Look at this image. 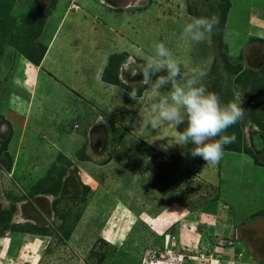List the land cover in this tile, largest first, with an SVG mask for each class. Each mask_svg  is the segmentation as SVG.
Here are the masks:
<instances>
[{
	"label": "rangeland",
	"instance_id": "374dc122",
	"mask_svg": "<svg viewBox=\"0 0 264 264\" xmlns=\"http://www.w3.org/2000/svg\"><path fill=\"white\" fill-rule=\"evenodd\" d=\"M263 19L264 0H0V264H264ZM156 42L242 93L215 165L175 144L186 123L149 122L133 73Z\"/></svg>",
	"mask_w": 264,
	"mask_h": 264
},
{
	"label": "clouds",
	"instance_id": "9594fccd",
	"mask_svg": "<svg viewBox=\"0 0 264 264\" xmlns=\"http://www.w3.org/2000/svg\"><path fill=\"white\" fill-rule=\"evenodd\" d=\"M218 23L215 14L190 17L184 24L181 38L200 43L214 32ZM153 48L154 54L146 57L142 68L133 73L134 76L142 75V82L154 100L150 105L152 115L149 122L154 128L164 124L179 128L186 123L183 131L176 132L175 144L190 143L194 146L193 157L217 164L223 158L224 146L234 141V137L225 135L227 129L244 115L242 93L236 92L233 100L222 103L221 97L202 83L207 75L204 70L192 68L190 75L181 78L182 65L172 50L163 42L154 43ZM130 97L136 98L135 90Z\"/></svg>",
	"mask_w": 264,
	"mask_h": 264
},
{
	"label": "crops",
	"instance_id": "0c3cea01",
	"mask_svg": "<svg viewBox=\"0 0 264 264\" xmlns=\"http://www.w3.org/2000/svg\"><path fill=\"white\" fill-rule=\"evenodd\" d=\"M259 10H260V9H258V11H259ZM260 17H261V16H260ZM263 21H264V19H263ZM260 30L264 33V30H262V29H260ZM257 37H258V38H261L260 35H257ZM44 62H45V61H44ZM261 135L264 136V134H261Z\"/></svg>",
	"mask_w": 264,
	"mask_h": 264
}]
</instances>
